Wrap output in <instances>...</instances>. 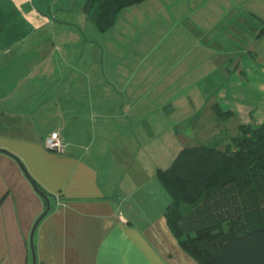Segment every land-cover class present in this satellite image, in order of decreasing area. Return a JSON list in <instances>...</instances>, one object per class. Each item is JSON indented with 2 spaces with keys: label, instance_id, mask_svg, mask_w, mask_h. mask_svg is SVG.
I'll use <instances>...</instances> for the list:
<instances>
[{
  "label": "crops",
  "instance_id": "0c3cea01",
  "mask_svg": "<svg viewBox=\"0 0 264 264\" xmlns=\"http://www.w3.org/2000/svg\"><path fill=\"white\" fill-rule=\"evenodd\" d=\"M252 13L251 0H144L104 32L50 16L0 46V264H32L46 207L16 157L53 195L37 264H198L167 224L157 171L188 147L205 94L208 116L264 123ZM53 131L64 152L46 147Z\"/></svg>",
  "mask_w": 264,
  "mask_h": 264
},
{
  "label": "trees",
  "instance_id": "16d2710c",
  "mask_svg": "<svg viewBox=\"0 0 264 264\" xmlns=\"http://www.w3.org/2000/svg\"><path fill=\"white\" fill-rule=\"evenodd\" d=\"M143 1L86 0L84 12L104 32L123 8ZM157 177L171 197L167 224L198 264H264V123L240 125L224 149L183 148Z\"/></svg>",
  "mask_w": 264,
  "mask_h": 264
},
{
  "label": "rangeland",
  "instance_id": "374dc122",
  "mask_svg": "<svg viewBox=\"0 0 264 264\" xmlns=\"http://www.w3.org/2000/svg\"><path fill=\"white\" fill-rule=\"evenodd\" d=\"M85 2L86 0H0V46L7 44L11 37L17 38L20 29L25 31V27H27V30H32L34 26L32 20L35 22L39 20V24L45 22L46 25V19L50 16L56 20H64V18L70 17L80 19L81 16L83 18L86 14L84 12ZM262 2L264 4V0H251L253 21L258 19L259 13L264 16V8H261ZM85 19L92 27H96L87 14ZM80 23L82 24L83 21L80 20ZM262 27H264V21ZM202 97L203 100L206 98L205 101H207V103H201L204 116L203 118L198 116L197 119L189 118L186 134L188 146L206 145L224 149L239 134V128L232 119L227 120L223 117L217 119L215 114L206 115V109L212 105V102L209 103L206 94ZM193 108L189 103V113ZM195 120L198 122L194 123ZM201 121L203 122L202 125L199 124Z\"/></svg>",
  "mask_w": 264,
  "mask_h": 264
},
{
  "label": "water",
  "instance_id": "95a60500",
  "mask_svg": "<svg viewBox=\"0 0 264 264\" xmlns=\"http://www.w3.org/2000/svg\"><path fill=\"white\" fill-rule=\"evenodd\" d=\"M0 152L9 153L6 150H0ZM16 160L19 162L24 173L27 175V177L31 181L35 191L46 200V209L41 213V215L35 221L33 228H32V231H31V236H30V249H31V255H32V264H37V253H36L35 242H34V234H35V230H36L37 226L39 225V223L41 222V220L48 214V212L51 209V195H49V193H46L45 191H42L41 189H39L37 184H36L35 179L30 175V173L27 171V169L25 168L23 163L20 161V159L16 157Z\"/></svg>",
  "mask_w": 264,
  "mask_h": 264
},
{
  "label": "built area",
  "instance_id": "2783aa9c",
  "mask_svg": "<svg viewBox=\"0 0 264 264\" xmlns=\"http://www.w3.org/2000/svg\"><path fill=\"white\" fill-rule=\"evenodd\" d=\"M45 145L48 149L64 152L66 141L58 131H53L45 138Z\"/></svg>",
  "mask_w": 264,
  "mask_h": 264
}]
</instances>
